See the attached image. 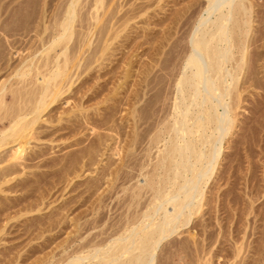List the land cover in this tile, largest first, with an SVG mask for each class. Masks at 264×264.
<instances>
[{"label": "rangeland", "instance_id": "obj_1", "mask_svg": "<svg viewBox=\"0 0 264 264\" xmlns=\"http://www.w3.org/2000/svg\"><path fill=\"white\" fill-rule=\"evenodd\" d=\"M70 1L0 0V77L9 73L7 68L17 64L20 55H26L31 45H40L37 31L43 30L54 15L62 13ZM81 1L82 8H78L87 20L81 15L76 29L86 35L94 21L90 20L93 7L91 0ZM105 1L108 11L100 25L117 13L113 16L115 21L111 18L110 22L113 33L116 28V35L109 31L107 39L101 41V26L96 27L91 45L85 46L81 54V66L74 77L77 82L63 94L60 102L44 113L38 124L46 131L40 137L52 135L42 140L39 136L32 139L23 154L27 155L21 167L24 171L20 168V174L13 175L14 180L0 184V264L9 261L64 264L68 256L69 260L95 246L108 248L109 242L125 230L128 216L138 214L143 202L150 198L151 192L144 189L142 204L129 207L133 193L137 192L135 187L146 183L144 173L152 170L158 160L159 147L150 146L149 138L158 130L156 125L161 117L170 111L174 73L187 53L189 31L206 13L208 0ZM244 2L249 16H244L249 20L246 27L249 33L244 40L247 50L244 56V51L235 48L234 57L238 61L233 62L239 63L243 56L240 61L243 66L238 72L237 86L242 98L236 111L237 126L223 141L224 152L217 172L204 187L207 199L203 212L180 228L181 233L162 242L155 264H203V255L198 250L203 244L210 251L207 256L212 264H264V0ZM128 15L131 16L128 23H120L122 19L117 22L122 17L125 21ZM82 21L85 28L81 27ZM77 42L72 40L69 45L75 44L74 49L79 45ZM6 65L9 66L6 68ZM145 77L150 79L149 87L141 86L145 84ZM137 92L143 99H133ZM134 103L144 110L142 123L136 117L141 109L137 108L140 112L132 115ZM48 118L51 121L44 122ZM136 130L143 133L131 147L129 144L135 139L131 133L134 135ZM141 136H145L144 140ZM93 141L102 142L98 143L94 159L90 156L86 159V147ZM5 155L8 157V151L0 155V160L7 158ZM169 210L173 207L169 206ZM179 245L185 249H179ZM240 245L242 253L236 258L235 250Z\"/></svg>", "mask_w": 264, "mask_h": 264}, {"label": "bare ground", "instance_id": "obj_2", "mask_svg": "<svg viewBox=\"0 0 264 264\" xmlns=\"http://www.w3.org/2000/svg\"><path fill=\"white\" fill-rule=\"evenodd\" d=\"M91 1L92 4L89 1L87 2L93 7L90 12V20L93 19L94 21L90 24L88 20L90 24H88L90 28V31H88L89 33L87 32L86 35H84L85 33L80 34L79 32L81 31L76 29L77 19L79 21L81 15H83L82 17L85 20L87 19L85 15L82 14V9L78 8L83 5L82 1L71 0L62 13L54 15L51 19L52 21L50 20L49 24L46 25L44 29L42 27L43 30L37 31V43L40 45H35V43L31 45L26 55L24 53V55H20V60L19 62L17 61V64L11 65L9 68H7L9 65H6L9 73L0 77V155L5 152L7 154L8 151V157L5 155L7 158L0 160V164L5 161H9V163L12 161L10 164L7 162L8 165L5 163L6 166L2 164V168L0 167L1 186L14 180L15 176L13 177V175L17 176V174H20L19 172L24 171V168L22 169L21 167L24 160H26L27 155L24 156L23 154L28 150L27 145L32 139L36 140L39 134L42 136V134L46 132L40 129L41 127L38 125L43 120L44 113L62 98L63 94L72 87L74 82H77L76 80L74 81V77L81 66V54L84 52L85 46L91 45L95 29L103 21L102 19L108 11L105 0ZM101 10H103L104 15L100 14ZM205 12V14L200 16L197 26L193 27L187 36L189 40L187 53L177 66L176 73H174V89L172 103L170 102V111L163 118L161 117L162 120H159V122L157 121L158 124L156 126L158 130L156 126H154L157 131L149 138L150 146L159 147L158 160L154 166H152V170H148L146 173L143 172L144 176H147V180H145L146 183L135 187L137 188V192L133 193L129 207L131 208L135 204L138 206L142 204L141 200L146 195L144 189H146L145 192H151L150 198L148 201L143 202V206L138 214L135 212L136 214L134 213L128 216V223L125 230L117 237L113 238L111 240L112 242H109L111 245H109L108 248L104 246V249L103 247L101 248L100 246L96 247L93 245L95 248L93 247L92 250L87 253L85 252L86 254L78 253V255L76 254L74 257H70L69 260L67 259L68 256L66 258L68 262H64V264H155L156 254L162 242L170 236H173V234L181 233L180 228L188 225L196 215L203 212L207 199L204 187H206L209 180L213 175L215 176L217 172L216 167L221 160L222 152H224L223 141L226 139V136L231 133L233 128L237 126L238 115L236 111L240 107L241 97L240 91H238L239 87L237 86L239 85L238 82H240L238 72H241L243 66V64L242 66L240 64L243 56L239 60V63L237 62L241 67H239L237 63L234 65L233 62H235L236 59L234 57L236 53L234 49H241V51H244V54H241L245 56L247 45L244 40L249 33L246 28L249 24V20L244 17H249L246 15L248 13V6L245 4L244 0H208V6ZM86 13L87 11L85 14ZM115 14L110 16L109 22H104L105 24H103V26L100 25L101 29L99 32L101 33V37H99L102 39L101 41H103L109 31H111L110 22L112 20L111 18H113V16L115 17ZM130 18L131 16L129 15L125 17V21L123 17L118 18L120 20L117 22L122 19L123 22L120 23H128ZM83 21L81 27L85 25L84 22L86 21ZM112 23L114 22L112 21ZM112 27H114V25H112ZM115 29L114 33L111 31L113 35L117 33ZM48 30L50 31L49 33ZM46 33L48 34V36L46 35L47 37L44 36ZM170 34L171 33H169V37H171ZM169 37L166 36L167 39ZM72 40L76 42V44H78L77 41H79L78 47L73 49L72 47H74L75 44L73 43L74 45L72 47L69 45ZM244 60L243 63L245 62ZM236 61H238V58ZM144 66H146V64ZM145 73L149 74L148 71ZM144 82L145 84L141 86H150L151 82L149 78L145 77ZM138 92L136 95L133 94L135 97L131 96L134 100L141 98ZM233 93L234 96H232ZM138 101L139 100H137V102ZM134 104H132V115L136 112L138 114L141 111L140 115L136 116L141 122L143 116L145 117V115H143L144 110ZM221 107L223 108L222 111ZM137 108L141 110H138V112ZM50 119L48 118L44 120V122L48 123L51 121ZM59 119L61 120L62 117ZM138 120L135 122L137 123ZM137 128L135 127V129ZM137 130L134 132V135L131 133L132 139L135 136V139L131 140V143L129 142L131 147L136 144L135 140H137L136 138H138L140 134ZM142 133L140 135H142ZM51 135L52 133H48V135H43V137L39 136L38 139L42 140ZM147 138L148 137H146V139ZM143 140L141 139V143ZM101 142L93 141L90 147H86L88 149L87 153L84 151V153H86L85 156L88 155L85 157L86 159L89 156L90 159H92V156L96 152L98 153V143ZM162 142L164 143L163 145L160 144ZM137 143L140 142L138 141ZM20 144L21 146L17 148ZM84 153H82L83 155L81 157H84ZM75 161L79 162L77 160ZM155 161L156 160H154V162ZM63 164L65 163L63 162ZM39 167L40 166H38V168ZM144 167L145 165L143 166L142 163V169H144ZM20 168L22 169L21 171ZM169 206L171 209L173 207L172 211L169 210ZM191 241H193V239H191ZM86 245L88 244L86 243ZM183 246H185L184 243ZM183 246L179 245V249H182L181 247ZM241 246L242 245L236 247V258L239 257L243 248ZM183 249H185V247H183ZM198 250L199 253L203 255L202 263L212 264L210 263V258L207 256L210 251L205 249V244L198 247ZM49 259L50 258H48V261H50ZM53 259L51 262H53ZM66 260L64 259L63 261ZM10 262L11 261H9V263ZM45 262L47 263V261ZM235 263L237 262H231V264ZM256 264L259 263L257 262Z\"/></svg>", "mask_w": 264, "mask_h": 264}]
</instances>
